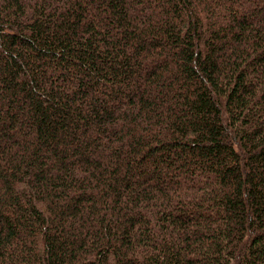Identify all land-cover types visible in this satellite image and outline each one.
Segmentation results:
<instances>
[{
	"label": "trees",
	"instance_id": "trees-1",
	"mask_svg": "<svg viewBox=\"0 0 264 264\" xmlns=\"http://www.w3.org/2000/svg\"><path fill=\"white\" fill-rule=\"evenodd\" d=\"M0 264H264V0H0Z\"/></svg>",
	"mask_w": 264,
	"mask_h": 264
}]
</instances>
